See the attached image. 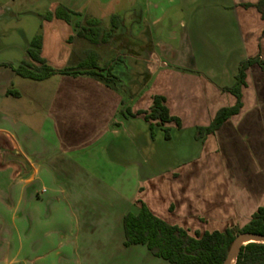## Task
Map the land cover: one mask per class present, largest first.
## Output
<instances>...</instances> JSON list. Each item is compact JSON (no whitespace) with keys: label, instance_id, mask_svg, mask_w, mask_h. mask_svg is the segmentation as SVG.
<instances>
[{"label":"crops","instance_id":"1","mask_svg":"<svg viewBox=\"0 0 264 264\" xmlns=\"http://www.w3.org/2000/svg\"><path fill=\"white\" fill-rule=\"evenodd\" d=\"M260 4L264 0H53L42 16L23 0H0V107L29 97L45 115L37 136L26 140L30 131L18 129V142L15 128H0L1 174L19 178L15 193L9 189L18 199L12 215L19 205L38 207L40 197H63L81 215L112 212L116 243L96 264L126 263L134 249L140 260L160 263L146 246H125L124 217L139 213V201L192 235L246 226L264 205V68L248 69L239 114L202 139L196 134L220 110L236 106L237 98L223 89L235 85L241 63L264 61ZM31 17L38 21L33 27L25 21ZM39 34L48 65L63 70L97 60L101 68H114L121 89L89 75L43 81L17 76ZM148 52L165 64L154 74L147 68ZM155 96L166 99L181 128L153 123L151 129L143 116H122L127 108L148 111ZM11 113L15 108L6 106L7 120ZM14 154L29 171L6 161ZM78 224L76 239L60 241L59 253L93 260L89 247L80 249ZM98 230L84 225L86 236Z\"/></svg>","mask_w":264,"mask_h":264},{"label":"trees","instance_id":"2","mask_svg":"<svg viewBox=\"0 0 264 264\" xmlns=\"http://www.w3.org/2000/svg\"><path fill=\"white\" fill-rule=\"evenodd\" d=\"M263 4L258 8L264 14ZM42 36L37 35L31 43L28 51V59L15 69L17 76L32 81H43L54 75L81 76L89 75L104 82L107 86L120 90L119 79L114 74L112 66L104 68L96 63L81 64L77 67L56 70L48 65L41 57ZM264 68V61L260 57L243 61L240 65L236 83L230 88H224V92L231 93L237 98L236 106L220 110L213 123L206 128H198L196 138L205 136L219 130L226 121L240 113L242 103V89L246 86L247 71L253 65ZM11 94V91H9ZM18 95V94H17ZM19 96V95H18ZM124 118H136L143 116L145 121L164 127L166 124L175 123L182 127L178 118L172 117L166 106V99L162 96L153 98V105L148 111H139L136 114L130 108L122 111ZM165 137L170 138V129H165ZM138 214L128 213L124 217L125 246H146L148 251L156 258L170 264H224L232 246L240 234L252 233L264 236V205L253 215L251 221L243 228H228L225 231L196 232L194 235L177 225H171L156 217L142 202ZM236 264H264V244L249 243L240 250Z\"/></svg>","mask_w":264,"mask_h":264},{"label":"rangeland","instance_id":"3","mask_svg":"<svg viewBox=\"0 0 264 264\" xmlns=\"http://www.w3.org/2000/svg\"><path fill=\"white\" fill-rule=\"evenodd\" d=\"M52 1L53 0H23L26 5L25 7L30 8L35 11V13L42 16L48 13ZM122 7L126 9L127 6L125 4ZM122 7L118 8L119 11H123ZM130 19L131 18L128 16L127 20ZM25 21L31 23V27H33V24L35 26V23L38 22L32 17L30 19H25ZM129 24L128 22V27ZM26 26L28 27L27 24ZM99 62L97 60L95 61L96 64ZM85 63L88 65L94 64L92 60L83 62V64ZM107 63H110V61ZM15 89L16 88H13L12 90ZM6 106H12L16 110V113L10 114L11 116L13 115L10 120L6 119ZM44 121L45 115L42 110V105L35 103L34 100L29 97L18 101L10 99L0 107V128H7L10 130L15 128L13 133L18 142L21 141V136L16 134L18 129L22 128L25 131H30L29 135L25 137L26 140L27 137L31 138L34 134H37V130ZM2 170L3 169H0V264H96L97 259L102 258V256L106 255L109 251L113 252L112 246L116 243L118 233V227L116 226L118 225L117 215H113L112 212L111 214H97L94 212L90 214V217V215L86 216L77 214L76 212L74 213L69 207V200L63 197L53 201L40 197L42 204L39 203L38 207H30L28 209L27 205L26 207L25 205H19L20 209H17L15 214L12 215V210L18 205L17 196H14L13 193H15V190L18 188L19 178H14L15 172L1 174ZM9 189L12 190L13 193H9ZM42 192L45 193L46 190H42ZM59 206L63 208L61 209L63 210L62 212L58 209ZM44 221H46V225ZM76 223H79L78 226H80L82 230L81 235L79 233L81 238L79 243L80 249H87V247H89L88 249L92 250L94 254L93 260H89L82 255L75 254L73 258H71L60 255L59 253L62 249L61 245H58L60 241L65 242L76 239L78 235L77 232L79 231L76 232ZM89 223L96 224V226L101 227L102 230H98L95 235L91 233V237L86 236L84 225L87 226ZM13 224L18 227L17 232L12 230ZM48 234H50V237L47 236ZM84 238H88V242H85L86 240L84 241ZM7 240H9L8 246H6ZM42 245H44V247H42ZM102 245H104V247ZM137 250L138 249H134L131 257H127L124 261L126 263L123 264H152L151 262L140 260L138 255H136ZM55 252L59 253L58 257L54 256ZM159 262L161 264H167L161 259H159Z\"/></svg>","mask_w":264,"mask_h":264},{"label":"water","instance_id":"4","mask_svg":"<svg viewBox=\"0 0 264 264\" xmlns=\"http://www.w3.org/2000/svg\"><path fill=\"white\" fill-rule=\"evenodd\" d=\"M147 56H148L147 68L150 74H154L159 69V67L165 66L164 63H161L159 56L155 52H151V53L148 52ZM6 161L18 163L20 165H23L27 171L30 170V166L28 165L27 161L22 156H18L16 154L7 155ZM249 243L264 244V236L252 234V233L240 234L235 240L232 246V249L224 264H231L234 259H236V263H237V259H238L241 248L243 246H246Z\"/></svg>","mask_w":264,"mask_h":264},{"label":"bare ground","instance_id":"5","mask_svg":"<svg viewBox=\"0 0 264 264\" xmlns=\"http://www.w3.org/2000/svg\"><path fill=\"white\" fill-rule=\"evenodd\" d=\"M231 264H236V259L233 260V262Z\"/></svg>","mask_w":264,"mask_h":264}]
</instances>
